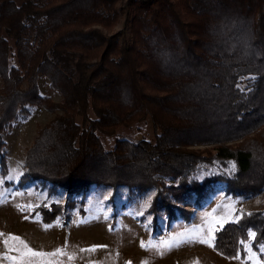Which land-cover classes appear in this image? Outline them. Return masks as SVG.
I'll return each mask as SVG.
<instances>
[{
    "label": "trees",
    "instance_id": "16d2710c",
    "mask_svg": "<svg viewBox=\"0 0 264 264\" xmlns=\"http://www.w3.org/2000/svg\"><path fill=\"white\" fill-rule=\"evenodd\" d=\"M41 77L60 102L41 93ZM0 80L3 176V133L44 108L54 117L27 151L23 184L155 188L152 208L171 220L214 181L238 195L264 192V145H230L264 129V0H0ZM147 120L155 142L109 150L100 138ZM202 145L214 154L194 149ZM213 161L232 162L234 173L198 180ZM251 232L260 251L264 211L219 230L216 251L235 258Z\"/></svg>",
    "mask_w": 264,
    "mask_h": 264
},
{
    "label": "rangeland",
    "instance_id": "374dc122",
    "mask_svg": "<svg viewBox=\"0 0 264 264\" xmlns=\"http://www.w3.org/2000/svg\"><path fill=\"white\" fill-rule=\"evenodd\" d=\"M123 23L124 18L115 31L121 30ZM240 86H247L246 79ZM40 88L43 95L60 102L59 93L51 89L44 77L40 78ZM53 117L46 109L35 108L30 115L12 122L3 133L8 174L3 176L0 172V264H27L29 260L34 264H264V246L260 251L253 248L254 232L235 258L222 256L214 245L216 233L227 224L238 222L246 213L264 211V192L253 197L238 195L228 192L223 181H214L202 196L188 195L179 203L177 217L171 220L167 212L153 210L158 194L155 188L140 191L94 186L70 193L50 183H21L27 151L39 129ZM100 138L112 150L117 141L124 139L155 142L156 132L147 120ZM247 139L230 145L262 146L264 129ZM194 149L212 155L215 152L211 145ZM202 168L200 181L235 171L232 162L213 161L212 166L206 164ZM166 182L170 185L178 181ZM171 200L177 202L173 197ZM10 234L35 252L54 253L61 249L63 254H25L22 259H9L21 257L16 249L23 247L19 241L11 240Z\"/></svg>",
    "mask_w": 264,
    "mask_h": 264
},
{
    "label": "snow or ice",
    "instance_id": "6c2138e0",
    "mask_svg": "<svg viewBox=\"0 0 264 264\" xmlns=\"http://www.w3.org/2000/svg\"><path fill=\"white\" fill-rule=\"evenodd\" d=\"M0 235H2V234H0ZM10 239L13 240V241H19V243L23 246L22 248H17L16 249V251H19V252L22 253V256L21 257H9V259H12V260L22 259L23 258V255H25V254L30 255V256H40V257L51 256V255H54L55 253H61V254H63L61 249H55L54 250V253L35 252L33 249H31L26 244V242H24L23 240H21L19 237L11 236V234H10ZM5 244L6 245L8 244V241L7 240H5ZM27 264H34V262L29 260V261H27ZM40 264H44V262L41 261ZM48 264H51V261H49Z\"/></svg>",
    "mask_w": 264,
    "mask_h": 264
}]
</instances>
